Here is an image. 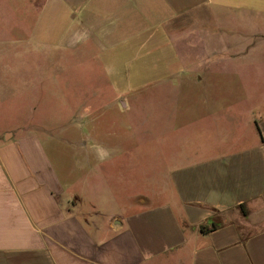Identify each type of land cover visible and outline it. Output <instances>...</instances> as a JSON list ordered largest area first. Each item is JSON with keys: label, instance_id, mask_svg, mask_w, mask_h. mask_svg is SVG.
Wrapping results in <instances>:
<instances>
[{"label": "crops", "instance_id": "obj_1", "mask_svg": "<svg viewBox=\"0 0 264 264\" xmlns=\"http://www.w3.org/2000/svg\"><path fill=\"white\" fill-rule=\"evenodd\" d=\"M23 1L39 16L66 11L60 40L73 50L115 65L149 54L133 73L165 76L129 79L143 80L140 88L207 93L138 102L127 97L125 75L111 81L120 113L156 108L126 122L128 132H91L102 142L73 153L69 166L37 135L8 130L0 138V264H264V0ZM37 20L30 38L46 35ZM197 126L198 146L144 152L141 130L160 141L180 131L190 138ZM123 164L145 171L158 193L141 189L115 207L109 171Z\"/></svg>", "mask_w": 264, "mask_h": 264}, {"label": "rangeland", "instance_id": "obj_2", "mask_svg": "<svg viewBox=\"0 0 264 264\" xmlns=\"http://www.w3.org/2000/svg\"><path fill=\"white\" fill-rule=\"evenodd\" d=\"M26 3L23 0H0V138L11 129L33 133L41 145L51 152L54 161L69 166L73 153L102 142L101 137L96 139L98 142L90 138L91 132L101 134L104 129L110 133L128 132L130 129L126 127V122L135 121L136 118L142 121L141 118H147L146 114H150L144 113L146 108H156V105L144 107L140 104L129 112L120 113L116 100L122 95L118 94L111 81L117 83L125 75L127 84L124 87L129 90L127 97L138 102L151 99L156 102L183 98L197 100L204 98L207 93L204 88H200L186 91L184 96L179 86L171 90L165 84L158 85L156 82L140 88L143 80L135 82L129 79L136 76L133 73L135 70L143 65L148 66V61L153 60L149 54L134 52L120 58L115 65L109 56L104 60V55L98 56L95 51L82 53L77 48L73 50L70 42L60 40V36L68 29L65 24L68 16L66 11L45 10L39 16L33 9H28ZM38 18L46 35L30 38L32 23ZM70 36L71 32H68L67 38L70 39ZM104 61L108 64H103ZM154 61L158 62L156 58ZM113 68L121 69V72L126 70V73L110 74L109 69ZM152 75L136 77L145 76L146 81L151 83L165 76ZM175 79H178L177 75ZM128 81L132 84L129 85ZM223 93L226 96L224 98L230 97V91L224 90ZM257 95L264 96V87H259ZM141 131L142 147L147 153L155 146L168 150L198 146L201 133L197 126L190 130L193 134L190 138L180 131L155 141L154 138H147L144 130ZM144 154L143 159L151 158ZM109 172L112 197L119 200L116 199L115 207L124 204L130 195L141 189L155 193L160 190L159 186L148 183L145 171H134L123 164ZM67 175V179L77 178Z\"/></svg>", "mask_w": 264, "mask_h": 264}]
</instances>
